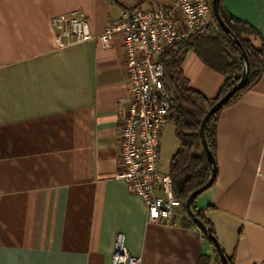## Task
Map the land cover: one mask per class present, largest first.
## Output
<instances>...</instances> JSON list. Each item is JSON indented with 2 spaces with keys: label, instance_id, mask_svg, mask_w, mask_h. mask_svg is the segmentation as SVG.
Segmentation results:
<instances>
[{
  "label": "crops",
  "instance_id": "1",
  "mask_svg": "<svg viewBox=\"0 0 264 264\" xmlns=\"http://www.w3.org/2000/svg\"><path fill=\"white\" fill-rule=\"evenodd\" d=\"M264 45V0H222ZM144 0H0V264H111L117 234L140 264H216L179 211L147 223L142 199L118 179V103L128 98L122 40L59 48L51 20L76 14L94 37ZM182 70L208 100L224 78L188 53ZM179 149L167 121L159 168ZM231 264H264V73L218 116L216 178L195 200Z\"/></svg>",
  "mask_w": 264,
  "mask_h": 264
},
{
  "label": "built area",
  "instance_id": "2",
  "mask_svg": "<svg viewBox=\"0 0 264 264\" xmlns=\"http://www.w3.org/2000/svg\"><path fill=\"white\" fill-rule=\"evenodd\" d=\"M106 26L97 37L80 15L55 18L51 26L59 48L93 39L108 47L115 36L122 40L128 98L118 103L121 126L118 131L120 171L127 190L139 196L146 208L147 223H170L181 204L173 193L171 178L159 168V143L171 97L163 84L162 53L177 41L206 28L217 29L209 0H144ZM111 264H140L117 234Z\"/></svg>",
  "mask_w": 264,
  "mask_h": 264
},
{
  "label": "trees",
  "instance_id": "3",
  "mask_svg": "<svg viewBox=\"0 0 264 264\" xmlns=\"http://www.w3.org/2000/svg\"><path fill=\"white\" fill-rule=\"evenodd\" d=\"M209 2L211 3V0ZM219 15L230 34L240 43L241 50L245 53L249 63V71L245 86L237 91L219 112L210 117L205 125L204 137L215 163L216 125L219 114L253 88L264 73V45L256 49L251 41V38L261 39L258 31L247 22L228 14L222 0H219ZM189 52L211 71L224 78V83L215 99L208 100L190 87L182 70L183 61ZM159 61L163 66V84L172 102L167 121L174 125L179 141V149L170 163L169 175L172 189L180 201V212L185 222L184 225L195 227L187 216L185 203L193 191L208 182L211 173V167L201 144L200 123L209 108L238 83L244 63L235 41L231 36L223 33L219 27L217 29L206 28L190 38L175 42L162 53ZM195 200L192 203V212L206 227L211 228L202 213L196 210ZM209 244L213 249L216 264H221L213 245L210 242ZM228 263L231 264L229 260ZM196 264H210V259L203 256Z\"/></svg>",
  "mask_w": 264,
  "mask_h": 264
},
{
  "label": "water",
  "instance_id": "4",
  "mask_svg": "<svg viewBox=\"0 0 264 264\" xmlns=\"http://www.w3.org/2000/svg\"><path fill=\"white\" fill-rule=\"evenodd\" d=\"M211 8H212V13H213L214 19H215L218 27L222 30L223 33L231 36L232 39L235 41L237 47L240 49L241 58H242V61L244 63V69L241 73V76H240L238 83L225 96L220 98L217 102H215L209 108V110L207 111V113L205 114V116L203 117V119L200 123L199 134H200L201 144H202V148L204 150V153L206 155V158L208 160V163L211 167V173H210V178H209L208 182L204 186H202L201 188L193 191L188 196L186 203H185V209H186L187 216L192 221V223L201 231V233L206 238V240L213 245V248H214V250H215V252H216V254L220 260V263L221 264H229L228 259L225 257L223 251L221 250L215 236L212 234V229L209 227H206L196 217V215L192 212V203L201 193H203L204 191H206L207 189H209L213 185L215 178H216V163H215V160L212 156L211 151L209 150V148L207 146V143H206V140L204 137L205 125H206V123L210 117H212L214 114L219 112L227 104V102L230 100V98L237 91L241 90L245 86V84L247 82V78H248L249 63H248V60H247L245 53L241 50L240 43L238 41H236L235 38L230 34L229 29L226 27V25L224 24V22L220 18L219 0H211Z\"/></svg>",
  "mask_w": 264,
  "mask_h": 264
}]
</instances>
